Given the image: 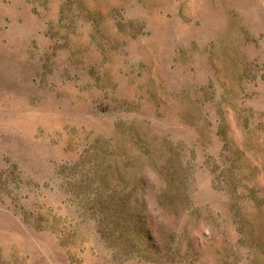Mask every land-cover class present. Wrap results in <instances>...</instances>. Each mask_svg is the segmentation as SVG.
<instances>
[{
  "label": "rangeland",
  "instance_id": "374dc122",
  "mask_svg": "<svg viewBox=\"0 0 264 264\" xmlns=\"http://www.w3.org/2000/svg\"><path fill=\"white\" fill-rule=\"evenodd\" d=\"M0 264H264V0H0Z\"/></svg>",
  "mask_w": 264,
  "mask_h": 264
}]
</instances>
